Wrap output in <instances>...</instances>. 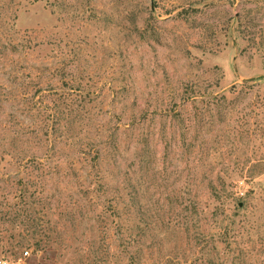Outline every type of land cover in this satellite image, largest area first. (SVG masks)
Returning a JSON list of instances; mask_svg holds the SVG:
<instances>
[{
  "label": "rangeland",
  "instance_id": "rangeland-1",
  "mask_svg": "<svg viewBox=\"0 0 264 264\" xmlns=\"http://www.w3.org/2000/svg\"><path fill=\"white\" fill-rule=\"evenodd\" d=\"M0 264H264V0H0Z\"/></svg>",
  "mask_w": 264,
  "mask_h": 264
}]
</instances>
